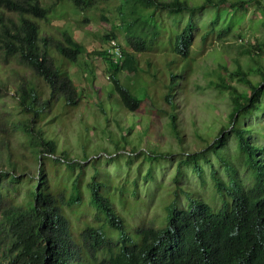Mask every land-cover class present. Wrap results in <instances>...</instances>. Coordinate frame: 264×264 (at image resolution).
Wrapping results in <instances>:
<instances>
[{"label": "rangeland", "instance_id": "1", "mask_svg": "<svg viewBox=\"0 0 264 264\" xmlns=\"http://www.w3.org/2000/svg\"><path fill=\"white\" fill-rule=\"evenodd\" d=\"M185 1L190 12L205 3V0H182ZM39 2L47 11L46 18L28 17L38 25L40 40H46L45 46L42 41L39 45L45 47L49 64L62 65L76 87L77 105L65 108L62 103L57 106L54 103L33 129L41 126L46 137L56 141L57 152L66 151L63 156L66 160L81 163L86 179L97 170L100 192L123 220L126 235L133 244L138 243V232L142 229L165 226L167 209L175 199L178 209L200 200L217 212L223 197L216 193L213 176L224 182L229 192L236 181L246 187L251 185L252 169L244 168L242 161L236 160L237 140L229 130L232 95L224 86H235L248 98L249 85L233 77V73L241 70L252 85L264 87V0L260 5L255 0H212L210 7L193 16L197 30L193 55L188 60L171 55L168 40L171 33L186 24L189 12L178 16L177 25L173 17L163 12L156 14L154 22H146L147 30L156 26L160 46L137 54L140 68L137 75L119 74L141 100L137 114L121 105L111 84L107 61L93 54L105 48L106 36L110 34L116 36L122 49H132L126 43L122 25L131 19L128 1L93 2L80 12L73 9L71 0ZM242 2L245 4L240 7ZM139 13L140 21H144L141 8ZM212 19L218 28L231 21V34L223 40L210 39L200 48L199 36ZM19 20L20 16L0 7V170H10L6 164L10 155L11 160L19 159L17 171L11 174L20 184L12 185L10 178L2 184L8 188L17 186L18 192H11L9 198L21 202L28 194V180L32 182L37 177L40 160L28 146L25 148L22 130L16 128L22 119L18 91L21 86H34L42 102L48 98L49 90L18 55L8 56L2 49L7 40L2 26L13 32ZM64 34L85 48V53L72 64L60 58L55 50L58 43H63ZM170 72L180 78L173 106L164 101ZM258 103L255 111L238 117V125L248 130L247 142L260 148L264 147V89ZM170 113L176 116L180 139L170 130ZM222 129L225 132L219 138V156L206 152L208 161L199 160L200 171L193 172V164L186 163L187 156L205 151ZM260 163L264 169V160ZM65 178L62 173L57 176L62 182ZM79 209L83 211L81 216L68 211L75 239L84 220L93 221L87 204L83 203ZM110 239L119 238L113 233Z\"/></svg>", "mask_w": 264, "mask_h": 264}, {"label": "trees", "instance_id": "2", "mask_svg": "<svg viewBox=\"0 0 264 264\" xmlns=\"http://www.w3.org/2000/svg\"><path fill=\"white\" fill-rule=\"evenodd\" d=\"M39 1L0 0V7L20 16L15 31L7 32V28L2 26L1 31L7 37L2 48L4 53L8 56L18 55L37 77L43 79L49 90L48 98L42 102L34 86H21L18 91L22 119L15 126L22 130L25 148L28 146L40 162L37 177L32 182L28 180V194L21 202L9 198L11 192H18L17 186L8 188L2 184L7 178L12 179V185L20 184L19 179L11 174L17 171L19 159L11 160L10 155L9 160H6L10 170H0V264H264V169L260 163L261 159L264 160L261 158L264 147L259 148L247 142L248 130L238 125L239 116L256 110L258 99L263 95V85L255 87L246 74L239 70L233 73V77L249 85V97L245 98L235 86H224L232 95L233 110L229 130L237 140L236 160H241L244 168L252 169L254 180L250 177L251 185L245 187L236 181L233 190L229 192L224 182L213 176L216 193L223 197L217 212H213L210 205L200 200L191 202L188 208L178 209L175 199L167 209L165 226L142 229L138 232V243L133 244L126 235L123 220L100 192L101 182L96 179L97 170L86 179L81 163L66 160L63 157L66 151L57 152L56 141L47 138L41 126L33 129L35 122L44 119V112L54 103V106L62 103L65 108L77 105L76 87L62 65L49 64L45 47L42 49L39 45V41H42L45 46L46 40H40L39 28L29 18H46L47 11ZM98 1L109 0H71V3L73 9L80 12ZM127 1L131 19L123 21L122 25L126 43L132 49H122L115 40L116 36L110 34L106 39L108 42H117L123 54L122 64H111L112 57L106 54L107 46L93 54L107 61L111 84L121 105L137 114L141 101L136 97L137 93L122 82L119 74L125 72V75H137L140 71L137 54L160 46L156 26L147 30L145 23L154 22L156 14L163 12L173 17V23L177 25L178 16L189 12L186 24L178 32L171 33L168 40L171 55L188 60L193 55V40L197 30L193 16L203 8L210 7L212 0H205L199 10L192 12L188 11L187 1L182 0ZM255 3L260 5L261 0H255ZM139 7L145 13L144 21H140ZM232 25L231 21H226L223 27L218 28L213 19L210 20L199 36L200 48L205 47L210 39L223 40L228 37ZM55 50L60 58L70 64L85 53L84 46L67 34H64L63 43H58ZM170 66L168 64L167 69ZM167 75L164 101L173 106L180 78L173 72ZM141 91L147 94L146 90ZM237 111L240 113L235 116ZM168 117L170 130L180 139L175 114L170 113ZM224 132L222 129L219 137L205 151L187 156L185 161L193 164V172L199 169V160L203 158L208 161L206 152L219 156V138ZM59 173L66 176L65 182L57 179ZM83 203L88 205L93 221L84 220L83 227L78 229L80 234L75 239L68 211L81 216L83 211L79 208ZM113 233L118 235V240L110 239Z\"/></svg>", "mask_w": 264, "mask_h": 264}, {"label": "clouds", "instance_id": "3", "mask_svg": "<svg viewBox=\"0 0 264 264\" xmlns=\"http://www.w3.org/2000/svg\"><path fill=\"white\" fill-rule=\"evenodd\" d=\"M10 12V11H8ZM12 13V12H11ZM36 23V22H35ZM38 26V25H37ZM111 42H115L116 46L118 47V49L120 50V57H115V55L113 53L110 52L112 46H111ZM107 46V51H106V54L111 56L112 57V65H121L122 64V61H123V54H122V51L121 49L119 48V46L117 45V42L115 40H110L108 42V44L106 45ZM141 101V100H140ZM141 105V104H140ZM141 107V106H140ZM246 187V186H245Z\"/></svg>", "mask_w": 264, "mask_h": 264}, {"label": "built area", "instance_id": "4", "mask_svg": "<svg viewBox=\"0 0 264 264\" xmlns=\"http://www.w3.org/2000/svg\"><path fill=\"white\" fill-rule=\"evenodd\" d=\"M111 46H112V48H111L110 52L113 53L115 55V57L118 58L119 49L117 48L115 43L111 42Z\"/></svg>", "mask_w": 264, "mask_h": 264}, {"label": "bare ground", "instance_id": "5", "mask_svg": "<svg viewBox=\"0 0 264 264\" xmlns=\"http://www.w3.org/2000/svg\"><path fill=\"white\" fill-rule=\"evenodd\" d=\"M112 43H115V42H112ZM118 48V47H117ZM118 57H120V50H119V52H118Z\"/></svg>", "mask_w": 264, "mask_h": 264}]
</instances>
